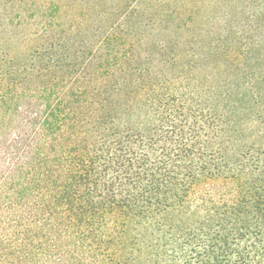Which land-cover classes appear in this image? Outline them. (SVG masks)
Here are the masks:
<instances>
[{"label": "trees", "instance_id": "trees-1", "mask_svg": "<svg viewBox=\"0 0 264 264\" xmlns=\"http://www.w3.org/2000/svg\"><path fill=\"white\" fill-rule=\"evenodd\" d=\"M0 47V264H264V0H0Z\"/></svg>", "mask_w": 264, "mask_h": 264}, {"label": "rangeland", "instance_id": "rangeland-1", "mask_svg": "<svg viewBox=\"0 0 264 264\" xmlns=\"http://www.w3.org/2000/svg\"><path fill=\"white\" fill-rule=\"evenodd\" d=\"M0 48H1V47H0ZM1 49H2V48H1ZM1 49H0V50H1ZM4 49H7V48L4 47Z\"/></svg>", "mask_w": 264, "mask_h": 264}]
</instances>
